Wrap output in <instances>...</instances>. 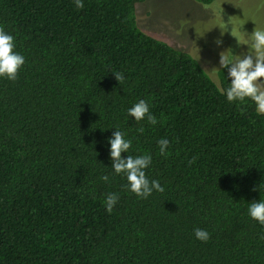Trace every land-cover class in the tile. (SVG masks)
Segmentation results:
<instances>
[{
  "label": "trees",
  "instance_id": "1",
  "mask_svg": "<svg viewBox=\"0 0 264 264\" xmlns=\"http://www.w3.org/2000/svg\"><path fill=\"white\" fill-rule=\"evenodd\" d=\"M145 1L0 0L25 58L17 80L0 78V264H264V226L248 213L264 199V114L227 100L228 69L217 82L142 31ZM140 100L156 125L129 116ZM117 130L132 141L123 158L151 155L163 193L138 198L114 173Z\"/></svg>",
  "mask_w": 264,
  "mask_h": 264
},
{
  "label": "clouds",
  "instance_id": "2",
  "mask_svg": "<svg viewBox=\"0 0 264 264\" xmlns=\"http://www.w3.org/2000/svg\"><path fill=\"white\" fill-rule=\"evenodd\" d=\"M75 6L79 9L84 8L82 0H74ZM231 25V35L237 39L238 45H248V52L243 55H234L233 52L223 51L220 53L221 68L228 69V75L231 83L226 90L227 100L229 102L245 103L247 99H251L256 105L257 115L264 114V30H260L257 26L255 30L249 34L247 39L242 40L237 34L236 26L233 24L232 17H229L227 23L220 26L221 36L229 31L228 25ZM217 45L222 44V40L217 39ZM15 38L7 33L3 27H0V78L15 81L22 66L25 64V58L20 53L14 51ZM218 69V68H217ZM216 70V69H213ZM204 71H207L205 69ZM116 79L120 84L124 81V74L114 72ZM128 114L134 117L136 122L147 119L151 125L158 123L156 117L151 114L149 104L145 100H140L132 108L128 110ZM139 131L142 133L144 129L141 127ZM110 157L112 160V169L116 175L123 174L128 184L126 187L133 192L138 198L146 199L151 196L153 191L163 193L164 188L157 180L149 181L146 176L145 169L152 162L150 154L133 157L128 155L127 159L122 157V153L129 152L132 147V141L125 139V134L117 130L113 133V137L109 138ZM160 155L167 156L170 141L162 138L158 142ZM195 162V158L188 163L191 165ZM105 182L109 181L108 175L101 176ZM255 190V189H254ZM119 200L117 193L107 194L104 200V206L108 213H112L114 206ZM248 213L250 217L258 221L264 226V199L259 202L249 203ZM195 237L206 242L210 239V234L206 230L195 229ZM264 239V235L261 236Z\"/></svg>",
  "mask_w": 264,
  "mask_h": 264
},
{
  "label": "rangeland",
  "instance_id": "3",
  "mask_svg": "<svg viewBox=\"0 0 264 264\" xmlns=\"http://www.w3.org/2000/svg\"><path fill=\"white\" fill-rule=\"evenodd\" d=\"M136 17L142 31L193 55L218 82L220 53L229 49L234 55H243L249 49L238 45L230 24L223 36L220 26L232 17L242 40L256 26L264 30V0H216L206 6L195 0H146L136 6ZM217 39L222 44L217 45Z\"/></svg>",
  "mask_w": 264,
  "mask_h": 264
}]
</instances>
